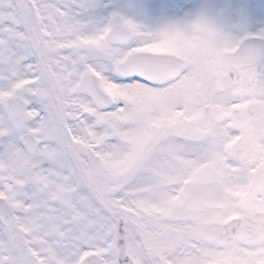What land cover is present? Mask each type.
<instances>
[{
  "label": "snow or ice",
  "instance_id": "snow-or-ice-1",
  "mask_svg": "<svg viewBox=\"0 0 264 264\" xmlns=\"http://www.w3.org/2000/svg\"><path fill=\"white\" fill-rule=\"evenodd\" d=\"M0 264H264L254 4L0 0Z\"/></svg>",
  "mask_w": 264,
  "mask_h": 264
},
{
  "label": "rangeland",
  "instance_id": "rangeland-1",
  "mask_svg": "<svg viewBox=\"0 0 264 264\" xmlns=\"http://www.w3.org/2000/svg\"><path fill=\"white\" fill-rule=\"evenodd\" d=\"M192 2L206 3V2H210V0H192ZM233 23L236 25L235 30L237 32H240L243 30L240 26L239 21H234ZM152 50L155 52H171L172 51L171 47L167 44L154 45V46H152Z\"/></svg>",
  "mask_w": 264,
  "mask_h": 264
},
{
  "label": "flooded vegetation",
  "instance_id": "flooded-vegetation-1",
  "mask_svg": "<svg viewBox=\"0 0 264 264\" xmlns=\"http://www.w3.org/2000/svg\"><path fill=\"white\" fill-rule=\"evenodd\" d=\"M249 2L256 6V11L259 15H264V9L260 8V5L264 4V0H249Z\"/></svg>",
  "mask_w": 264,
  "mask_h": 264
}]
</instances>
